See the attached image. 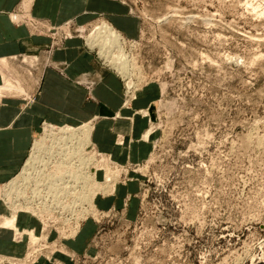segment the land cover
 <instances>
[{
    "label": "rangeland",
    "instance_id": "374dc122",
    "mask_svg": "<svg viewBox=\"0 0 264 264\" xmlns=\"http://www.w3.org/2000/svg\"><path fill=\"white\" fill-rule=\"evenodd\" d=\"M108 2L122 7L118 24L111 13L85 24L70 20L59 26L27 11L12 17L15 24L50 39L42 52L60 50L69 40L84 45L102 70L122 81L124 109L134 108L143 93L153 90V97L145 101L147 106L154 98L151 104L133 112L147 118L142 143H150L151 152L143 162L110 163L109 175L114 171L119 175V193L103 187L95 191L94 204L85 205L82 212L71 210L76 221L71 222L70 235L47 227L42 232L39 223L31 221L23 236L34 229L49 234L55 246L37 247L43 250L36 253H45L40 261L48 264L52 263L46 254L62 264L57 253L68 256V250L61 246L64 252L60 251L58 242L76 238L90 221L87 246L71 250V264H264V0ZM103 23L120 36L113 53L122 51L133 64L127 77L106 62L98 49L88 46V39L97 35ZM16 60L25 72L39 66L37 54ZM65 68V64L56 65L60 73ZM12 77L14 82L17 77ZM102 79L85 74L76 83L94 99L92 91ZM68 127L91 134L93 125ZM40 135L34 146L40 141L42 149L45 139ZM106 137L101 125L96 140ZM92 152L95 163L109 158L96 146ZM22 171L11 185L22 180ZM104 172H98L102 181ZM98 195H112L114 200L100 207ZM0 203L1 215H10ZM16 241L27 243V238ZM36 242L30 238L31 244ZM0 257L15 260L5 264H30L5 254Z\"/></svg>",
    "mask_w": 264,
    "mask_h": 264
},
{
    "label": "crops",
    "instance_id": "0c3cea01",
    "mask_svg": "<svg viewBox=\"0 0 264 264\" xmlns=\"http://www.w3.org/2000/svg\"><path fill=\"white\" fill-rule=\"evenodd\" d=\"M20 11H27L53 26L70 20L85 24L108 13L115 14L112 15L115 16L113 21L118 24L122 7L118 4L109 6L108 0H0V91L5 95L0 102V187L20 174L46 123L60 126L92 124V141L100 152L109 155L111 162L145 161L151 152V144L142 143V135L149 125L147 118L134 116L133 112L151 104L154 98L147 106L145 101L153 97V90L143 93L133 105L134 108L124 109L123 83L116 74L102 70L96 57L76 40H69L60 50L42 52L50 39L34 34L26 26L15 24L12 14ZM33 54L39 56V66L34 71L27 69L25 72L16 58ZM58 64H65L64 73L56 69ZM85 74L103 78L92 91L94 99L89 98L87 90L76 83ZM4 76L18 78V82L15 79L13 83L16 86L14 89L5 90ZM15 92L23 95L15 96ZM95 118L99 120L93 121ZM101 125L107 130V137L102 141L96 140ZM127 138L132 140L129 143L131 147L119 144ZM133 186L130 185V188ZM119 191L120 184L115 192ZM110 196L106 199L98 195V205L111 204L114 198ZM1 213L3 209L0 203ZM27 218L23 214L18 216L17 224L21 229L28 226ZM88 224L93 226L91 221L85 223L76 238L57 241L60 247L68 250V256L62 247L60 251L64 253H57L62 264H71V250L86 248L91 234H86ZM51 237L53 239L55 233ZM25 253L24 242L16 243L11 231L0 230V254L22 258ZM35 264L48 263L38 260Z\"/></svg>",
    "mask_w": 264,
    "mask_h": 264
},
{
    "label": "bare ground",
    "instance_id": "6f19581e",
    "mask_svg": "<svg viewBox=\"0 0 264 264\" xmlns=\"http://www.w3.org/2000/svg\"><path fill=\"white\" fill-rule=\"evenodd\" d=\"M119 41V34L107 23H103L98 28L97 35L88 39V46L91 49H98L100 56L106 62L113 64L123 77H127L133 64L131 65L128 63L129 61L124 59L122 51H119L118 55L113 53L116 48H119L117 46ZM9 77L10 79L7 80H5L7 76L5 79L3 78L5 90L14 89V82H12L14 78ZM128 86L132 87L130 81ZM51 125L47 124L46 131L40 136V138L45 139L44 147L41 149V143L37 141L34 150H31L30 157L23 167L22 180L19 181L18 185L13 186L15 182L10 181L0 187V201L10 214L8 216L1 215L4 213L0 214V230L11 231L14 236L12 239L16 243H21V241L17 242L16 240L27 238L26 253L18 259L22 260L20 262L25 261L30 264H35L45 254L41 255V253L39 257L36 253L43 248L38 249L37 247H46L49 243L51 246L55 245L51 244L48 233L39 234L38 229L31 230L32 232L23 236L25 229L17 226L18 216L23 214L28 217L26 229H30L31 221H36L39 223L42 232L46 227L48 230H53L55 228L51 226L55 222L54 218L57 217L56 211H60L58 212L59 219L64 216L63 222H65L66 218L70 219L71 210L82 212L85 205L94 204L93 198L96 190L106 187L105 189L108 188L106 192H110L117 189L119 185L117 182L118 172L114 171L113 176L109 175L110 163L113 164L109 158L105 157L100 163H95L96 154L92 152L95 146L90 131L77 132L71 131L73 129L68 126H62V128ZM130 141L120 142V145L129 147ZM102 169L105 170L102 174L103 181L99 179L98 174L99 170ZM72 182L73 186L71 187ZM78 205L79 207H77ZM11 212L14 217H12ZM67 222L68 224L61 223L63 226L58 228L62 236L65 233L66 235L71 233L72 224ZM35 235L41 236V239L36 238ZM30 238L33 242L37 241V244H31ZM48 255H45L48 260L52 264L56 263V260L51 259ZM0 260L2 261L1 264H5L4 261L12 262L10 259L5 260L1 257ZM12 263H15V260Z\"/></svg>",
    "mask_w": 264,
    "mask_h": 264
},
{
    "label": "built area",
    "instance_id": "2783aa9c",
    "mask_svg": "<svg viewBox=\"0 0 264 264\" xmlns=\"http://www.w3.org/2000/svg\"><path fill=\"white\" fill-rule=\"evenodd\" d=\"M99 155H100V153H98ZM58 212H60V211H56V218H54V221L55 222H53V226H51L52 228H55V229H57L58 230V228L59 227H61V226H63L61 223H63V218H64V216H61L60 217V219H59V214H58ZM61 221V222H60ZM76 221V217L75 216H73L72 214H71V216H70V222H75ZM56 224V225H55ZM1 260H0V264H1ZM4 263H6V261H4ZM8 263H10V262H8Z\"/></svg>",
    "mask_w": 264,
    "mask_h": 264
}]
</instances>
